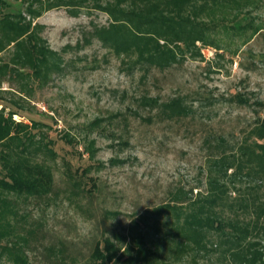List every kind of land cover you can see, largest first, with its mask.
Listing matches in <instances>:
<instances>
[{"label":"rangeland","instance_id":"rangeland-1","mask_svg":"<svg viewBox=\"0 0 264 264\" xmlns=\"http://www.w3.org/2000/svg\"><path fill=\"white\" fill-rule=\"evenodd\" d=\"M96 4L20 0L5 10L37 11L34 31L55 54L46 79L15 71L0 84V109L39 122L35 140L56 155L46 160L52 194H0L17 213L12 242L30 264H88L96 242L115 234L123 249L143 245L142 264H239L228 229L205 232L202 246L179 234L186 214L209 215L245 226L240 242L264 248V166L218 163L250 146L264 119V0L207 1L196 18L208 25L203 42L171 45L176 61L163 68L127 66L93 37L109 24ZM178 97L189 113L167 119L163 105ZM6 243L0 264H14Z\"/></svg>","mask_w":264,"mask_h":264},{"label":"trees","instance_id":"trees-1","mask_svg":"<svg viewBox=\"0 0 264 264\" xmlns=\"http://www.w3.org/2000/svg\"><path fill=\"white\" fill-rule=\"evenodd\" d=\"M18 1L20 0H0V54L11 50L7 61L0 56V84L9 72L15 71L23 74L28 70L31 73L26 71L25 74L29 77L46 79L50 67L54 65L51 62L54 52L46 47L34 31L36 24H33V19L39 13L29 11L27 19L20 11L5 12L12 2ZM207 1L217 0H97L96 5L108 16L109 24L104 28H95L92 36L116 56L128 58L127 62H122L127 66L163 68L176 61L171 45L187 44L188 40L192 44L196 41L203 42L200 30L207 29L208 25L197 22L196 18ZM196 3L202 5L195 7ZM231 29L239 30L240 26L232 25ZM133 57L134 60L131 59ZM237 101L245 102L238 97ZM163 106L167 119L183 117L189 113L179 97ZM14 114L15 111H6L4 106L0 109V194L5 192L16 196L46 197L52 194L55 184L53 172L46 160H54L56 155L49 146L50 142L35 140L39 122H16L12 119ZM251 135L254 140L250 146L240 143L228 158L226 154H222L218 163L231 169L233 165L230 160L233 158L238 171L243 167L251 169L259 164L264 166V119L251 129ZM73 185L77 186L76 181ZM215 201L213 197L206 204H215ZM13 205L0 196V241H7L2 246V251L9 255L14 264H30L12 242V238L17 237L9 219L11 215L17 214ZM167 206L175 209L174 206ZM261 212L264 213V210ZM180 228L179 236L196 246H202L205 232L225 233L228 229L234 235L233 243L239 249V264H264V248L260 240L240 242L251 235L245 226L232 221H221L209 215L191 213L184 216ZM113 237L116 243L125 242V238L119 234ZM116 243L110 237L96 242L88 264H113L114 260L115 264H142L143 245L131 244L123 249ZM233 255H237V252Z\"/></svg>","mask_w":264,"mask_h":264},{"label":"clouds","instance_id":"clouds-1","mask_svg":"<svg viewBox=\"0 0 264 264\" xmlns=\"http://www.w3.org/2000/svg\"><path fill=\"white\" fill-rule=\"evenodd\" d=\"M113 264H115V260L113 261Z\"/></svg>","mask_w":264,"mask_h":264}]
</instances>
